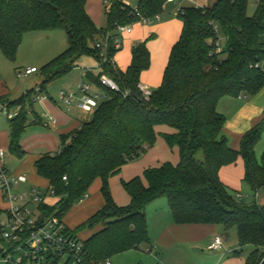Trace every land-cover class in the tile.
Instances as JSON below:
<instances>
[{
    "label": "trees",
    "instance_id": "1",
    "mask_svg": "<svg viewBox=\"0 0 264 264\" xmlns=\"http://www.w3.org/2000/svg\"><path fill=\"white\" fill-rule=\"evenodd\" d=\"M166 2L139 0L134 8L111 0L105 6L107 26L99 28L87 12L86 0H0V50L8 59L15 58L28 32L61 29L68 36L67 49L41 67L42 89L70 73L82 56L94 55L101 70L87 76L107 94L89 121L60 135L59 151L46 152L35 161L38 175L47 180L56 198L55 203L43 202L40 208L44 216L62 219L100 179L104 206L77 230L69 229L83 241L89 261L103 264L142 246L152 251L146 208L165 197L176 224L235 226L239 246H254L246 264H264V205L245 204L219 175L223 166L242 157L243 182L255 192L264 189V153L259 160L255 150L264 133V118L245 133L240 148L234 149L225 134L226 117L217 109L226 95L254 94L264 87V69L255 67L264 62V0H258L254 15L248 14L249 0H215L210 6L182 8L178 13L182 31L171 49L162 82L145 100L138 84L151 65L148 41L133 47L126 71L115 64L114 56L121 47L116 48L113 40L108 43L107 60L96 45L107 34L117 37L119 25L133 24L140 16H160ZM215 26L226 40L219 51L215 50L219 37ZM103 74L119 90L104 86L100 81ZM34 92L14 101L0 96V104L9 109L20 107L9 123V151L18 158L25 155L21 137L29 125ZM161 124L175 130L161 136L170 147L178 146L179 163L167 161L145 169L144 178L123 181L131 201L118 205L110 177L155 145L156 127ZM86 229L92 234L82 239L78 232Z\"/></svg>",
    "mask_w": 264,
    "mask_h": 264
},
{
    "label": "crops",
    "instance_id": "2",
    "mask_svg": "<svg viewBox=\"0 0 264 264\" xmlns=\"http://www.w3.org/2000/svg\"><path fill=\"white\" fill-rule=\"evenodd\" d=\"M121 1L124 4L129 5L124 0ZM214 1L215 0H213L211 4L205 6L212 5ZM109 2L110 1L107 0V3ZM107 3L106 0H86L87 12L91 16L94 23L99 28H104L107 26L106 17H105V6L107 5ZM196 6L205 7L201 5H196ZM184 7H187V5L181 2L178 11L174 12V14L169 12L166 13V15L163 17L164 14L163 12L159 16L160 21L157 23H154L156 20H152L150 23L145 24L146 26H144L139 22H134L132 24L131 32L125 33L122 36L121 48L117 51V53L114 56V61L117 68L126 71L132 61L133 47L137 43L148 39L147 45L151 53V65L149 69L145 70L142 73L140 83L148 86L150 89L151 87L160 86L163 79L165 68L169 61L171 49L174 43L179 39L182 31V22L178 17V13ZM104 19H105V24H104ZM78 61H77V66L71 72L77 70L80 67ZM90 64H95V63H90ZM100 70L101 68L98 63L95 66H90L89 68H87V70H85L83 74L87 75L88 72L96 74L99 73ZM78 87L79 86H68V89L66 90L75 91L77 96H79L81 92ZM93 87L91 86L92 89L100 90L102 93L107 95L106 90L104 89L101 90L99 87L95 85ZM33 88L25 90L22 94H20L17 97L12 96V93L10 92L9 89H5L2 92H0V96L6 95L8 96V99L10 101H14L16 99H19L23 95L28 94L31 90H33ZM34 90L37 93L34 102L37 101V103H39L42 112L40 109L37 110L35 104L33 103L32 109L29 110L30 111L29 125L27 126L24 134L21 137V146L25 152L26 157L23 158L21 164L18 167L11 170L12 173L15 174H19V173L27 174L28 182L20 186V190H25V191L29 190L31 186L34 185L40 186L42 182L48 186L47 180L38 175L35 167V161L46 152L59 151L61 148L60 135L67 134L72 130L78 128L83 122L89 121L90 118L87 117V114L92 113V112H83L75 107L72 110H68L63 105L60 98L55 99L52 95H50L47 86H45L43 89L41 88V86H39L36 89L34 88ZM248 98L249 97L246 94L238 96L237 98L238 100L236 99L232 100L231 98H227V99L224 98L226 99L225 104L223 102L224 99H221L219 100L217 105L218 111L224 114L226 117L225 134L228 138V143L234 149L240 148L241 141L239 144L238 138L241 137L242 140L243 136L245 135L244 133L245 131H243L245 128V125H243L244 122L243 118L245 117L250 118V121L249 120L247 121V128H250L248 126L253 127L264 118V101H262V104L260 106H257L248 102L247 101ZM228 104H230L229 107L226 106ZM221 105H224V108L223 107L221 108ZM49 116L55 118L56 120L55 123L50 121ZM233 116L234 118L241 119L242 122V123L240 122L239 127L235 130L231 129L230 127H227L228 118ZM156 131H157V127H156ZM174 131L175 130H173L170 126H168V128L162 129L161 131H159V133L162 135L163 133H173ZM158 138H157L158 142L156 141L157 143H155L153 147L149 148L139 158L125 164L118 174L110 177L109 179L110 189L112 192V196L118 205L126 206L131 201L130 195L123 186V181H129L136 176L143 177V173L145 169L149 167L160 166L161 164L167 161L173 163L174 165H177L179 163L180 152L178 146L170 147L162 136L160 139ZM164 143L168 145L170 148L174 149L173 162L167 159L169 158L167 152L168 148H166ZM9 145H10V125L9 127H3L0 130V148L9 151ZM157 148L161 150V153L157 152L156 150ZM5 167L10 171V169L6 165V161H5ZM30 169L32 170V175L28 174V171ZM233 170L236 171L235 174L239 175L240 178L243 180L245 175V165L242 157H239L238 160L233 164L223 166L219 172L221 180L227 186L236 190V185L233 183L232 181L233 178L231 176ZM143 180L144 183H146V180L145 179ZM101 183L102 182L100 179H96L94 183L91 185L86 197L82 199L80 202L73 205L70 208V210L63 216L62 219L69 229L77 230L94 213H96L100 208L104 206L105 201L101 193ZM258 192L259 191H256L255 193ZM238 193L242 195L241 197L242 199L243 198L242 192L238 191ZM157 201L150 203L147 206V208L150 205L157 203ZM259 204L264 205V199L261 201V203L259 202ZM5 205L6 203L4 202L0 194V208H3ZM147 208H146V213L148 211ZM148 228L150 234V229H151L150 223H148ZM91 234L92 231L88 229L81 230L78 232V235L82 239L88 238ZM218 235L219 234H216L215 236Z\"/></svg>",
    "mask_w": 264,
    "mask_h": 264
},
{
    "label": "rangeland",
    "instance_id": "3",
    "mask_svg": "<svg viewBox=\"0 0 264 264\" xmlns=\"http://www.w3.org/2000/svg\"><path fill=\"white\" fill-rule=\"evenodd\" d=\"M124 1L134 8L139 2V0ZM212 1L213 0H167L166 5L164 6L165 10L163 17L166 13L170 12L174 14V12H177L181 2L187 6H205L211 4ZM257 6L258 0H249L248 14L254 15ZM159 21L160 20L157 19L154 23ZM137 22L146 26L141 20H138ZM218 35L220 38V48L223 49L226 46L225 37L221 31ZM67 47L68 36L64 30L59 29L54 31L38 30L26 33L14 59H8L0 50V92L5 89H9L12 96L17 97L25 90L33 87L36 89L37 87L42 86L44 76L42 75L41 67L65 51ZM96 63L98 64V61L94 55L82 56L78 61L80 67L77 70H74L62 78L46 83L50 95H52L55 99H58L61 89H68V86H78L81 81H86L93 87L94 82L89 79L86 74H83V72L90 66L97 65ZM29 67H36L38 71L24 77H18V72L20 70H24ZM158 87L159 86L151 87V90L154 91ZM100 89L102 90L103 88ZM36 94L37 93L34 92L32 95L34 99ZM246 95L249 97L247 99L248 102L260 106L262 101H264V87L257 93ZM1 96L5 97L6 95ZM224 98L238 100V97L230 95H226L221 99ZM226 99L223 101L224 104ZM34 104L37 110L40 109L42 112L39 103L35 101ZM226 106L229 107L230 104ZM1 107L2 104H0V109ZM222 107L224 108V105H221V108ZM92 114L93 112L88 113L87 117L91 119ZM243 119V125H245L243 131H245L244 133H247L252 127L248 126L250 128H247V121H250V118L245 117ZM240 122L241 119L234 118V116L230 117L228 118L227 127L235 130L239 127ZM9 123L10 120L7 118V115L0 111V130L3 127H9ZM164 128H168V125L161 124L157 126L158 139L161 138L159 131ZM238 140L240 144L241 137L238 138ZM165 146L168 148L167 152L169 158L167 159L173 162L174 149L170 148L166 144ZM156 150L161 153V150L158 148ZM255 150L257 158L261 160L264 153V133ZM199 156L200 158H203L202 153ZM25 157L26 155L22 158H18L12 155L9 151H6V165L11 171L12 169L18 167ZM235 172L236 171L233 170L231 176L233 178V183L236 185L237 193L240 191L243 194V198L240 200L245 204H251L254 202L261 203L264 199V189L255 193V191L243 182L240 176L236 175ZM28 174L32 175L31 169L28 171ZM39 187L46 194V202L50 204L55 203L56 198L49 192L48 186L42 182ZM147 209L148 211L146 214L148 217V223L151 225L149 236L152 251H149V249L145 246L131 249L110 258L111 264H246L248 255L254 249L253 245H246L243 247L239 246V237L235 226L226 228L225 226L218 224H176L170 212L167 198L165 197L157 201V203L150 205ZM216 234H219L223 238V247L221 250H210L208 246Z\"/></svg>",
    "mask_w": 264,
    "mask_h": 264
},
{
    "label": "built area",
    "instance_id": "4",
    "mask_svg": "<svg viewBox=\"0 0 264 264\" xmlns=\"http://www.w3.org/2000/svg\"><path fill=\"white\" fill-rule=\"evenodd\" d=\"M135 12L140 16L139 11ZM157 19L159 16L154 19L140 16V20L145 24ZM214 29L219 34V28L215 26ZM131 30L132 24L119 25L116 29L119 34L117 37L107 34L104 40L97 43L103 60L108 59L106 52L109 41L113 40L115 47L120 48L121 37ZM215 44V50L219 51V37ZM255 67L264 69V62L256 63ZM37 71L36 67H29L20 70L18 77ZM100 81L112 90H119L117 83L106 74L101 75ZM78 86L81 92L79 96L72 90L62 89L59 92V98L68 110L75 107L83 112H94L101 100L107 96L92 89L86 81L80 82ZM138 88L143 98L149 100L153 91L141 83ZM124 95L128 93L124 92ZM0 111L12 119L18 114L20 107L11 110L7 105H2ZM49 118L55 123V118ZM5 156L6 150L0 148V194L6 203L0 208V264H95L85 257L83 241L69 232L63 219L55 215L44 216L40 205L46 202V194L39 186H31L26 191L20 190V186L28 182V176L25 173L10 172L5 167ZM49 192L52 194L51 190ZM237 197L241 198L242 195L238 193ZM222 247L223 239L219 235L215 236L208 246L210 250H220ZM106 264L110 262L107 261Z\"/></svg>",
    "mask_w": 264,
    "mask_h": 264
}]
</instances>
